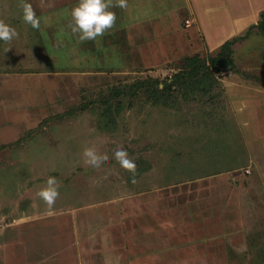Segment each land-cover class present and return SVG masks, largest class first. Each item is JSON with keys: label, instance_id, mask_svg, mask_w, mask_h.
Instances as JSON below:
<instances>
[{"label": "rangeland", "instance_id": "rangeland-1", "mask_svg": "<svg viewBox=\"0 0 264 264\" xmlns=\"http://www.w3.org/2000/svg\"><path fill=\"white\" fill-rule=\"evenodd\" d=\"M108 1L112 29L88 38L86 15L77 41L75 0H0V264H264V191L230 88L264 87L252 4L239 28L227 0L214 23L186 0L119 23ZM235 38L216 100L115 95Z\"/></svg>", "mask_w": 264, "mask_h": 264}, {"label": "crops", "instance_id": "crops-1", "mask_svg": "<svg viewBox=\"0 0 264 264\" xmlns=\"http://www.w3.org/2000/svg\"><path fill=\"white\" fill-rule=\"evenodd\" d=\"M75 1H76L75 4L70 6V11L74 17L72 18V20L69 19L70 17H68L67 21L69 20V23H64L66 26L65 29H68V31H66L65 33L70 35L72 38L76 36L77 41H78L81 35L83 36L85 33V28L87 24H85L84 18H87L85 17L87 15L89 17L88 18V21H89L88 28H90V31H86L87 32L86 35L88 36V38L98 36L101 33L107 35L109 32L108 29L110 28L112 29L111 25H113L112 23H108L109 18H110L109 16H111V13L116 14L114 10L111 11L109 9H106V6H107L106 4L109 1L108 0H81V1L75 0ZM139 1L142 4L140 3L138 4V7L137 6L133 7L136 3H139ZM186 1L188 3L190 1L191 4L194 5L193 6V8H195L194 15H196L198 19L200 18L204 19L207 23H212V22L214 23V19L218 17V14H219L218 11L223 12L222 10L223 7L227 5L226 11H228V13H230L231 15H234L232 16V19H234L233 21L235 22L237 21V23L233 24V26H236L239 28L244 25V23H242V21L244 20L242 19L246 16L244 12L246 10L249 11L248 7H250V4H252L253 7L250 8L252 10L249 12L251 13V15H249L251 19H248L247 22L250 23L251 25L254 18H256L258 15L257 14L258 6L264 3V0H227L228 3L226 5L225 4L221 5V3L218 2V0H186ZM121 4H123L122 6H124L123 9L121 7ZM125 4H127V6H125ZM143 4L147 6V9H146L147 11L152 10L153 6L149 3V0H144V1L130 0L129 2L127 0H119L118 1L119 6L117 8V12L123 14L124 16L123 20H120L119 23H125L124 20H127L125 13H132V12L135 13V14L133 13L131 14V16L134 19L133 22H135L140 16V15H136V12L141 11V6ZM68 8H69V5H68ZM73 20H74V23H73ZM223 21L224 20L222 18V20H220L219 23H222ZM81 23H84V24H81ZM107 24H109V26ZM252 24H255V23H252ZM95 27L96 29H101V30H92ZM95 33L96 35L92 36ZM230 85L228 86H230L232 90L231 92H236V95H237L235 98L231 99V104L233 108L236 109L235 112L237 113V115L239 112V116H238L239 122L246 124L245 133L247 134V139L252 140V142L250 141L251 146L248 144L249 149H250L249 153L251 156L254 157L253 159L255 160V163L258 166V168H256L255 173L257 175V181L260 182L261 189L262 191H264V109L262 110V108H264V87L259 90L258 87L247 85V84L242 85L239 82L237 83L232 82ZM120 234L123 235L122 232ZM221 235L224 236V234H221ZM219 238L220 237H218V239ZM218 239L215 241V243H217ZM113 240L115 242L119 241L117 239H113ZM119 242H121L122 244H125L124 237ZM119 242H116V243H119ZM86 244H88V241H86ZM108 245L113 246V245H118V244H115L112 241L111 244H108ZM202 246H203L202 251L208 250L207 244L206 246L205 245H202ZM204 258L207 259L208 256L204 255Z\"/></svg>", "mask_w": 264, "mask_h": 264}, {"label": "trees", "instance_id": "trees-1", "mask_svg": "<svg viewBox=\"0 0 264 264\" xmlns=\"http://www.w3.org/2000/svg\"><path fill=\"white\" fill-rule=\"evenodd\" d=\"M256 27L264 30V10L260 13L258 23L251 24L246 33ZM236 38L228 39L215 54L206 58L198 54L185 56L179 69L167 79L159 80L154 77L138 79L126 87L115 89V95L128 96L130 101H134L140 93L148 94V97L153 100L159 98L162 102H168L170 96L179 99L180 96L193 95L207 96L204 98L205 103L216 100V96L222 94L221 90H223L219 75L227 69L235 68L232 43Z\"/></svg>", "mask_w": 264, "mask_h": 264}, {"label": "bare ground", "instance_id": "bare-ground-1", "mask_svg": "<svg viewBox=\"0 0 264 264\" xmlns=\"http://www.w3.org/2000/svg\"><path fill=\"white\" fill-rule=\"evenodd\" d=\"M156 257V256H155Z\"/></svg>", "mask_w": 264, "mask_h": 264}]
</instances>
